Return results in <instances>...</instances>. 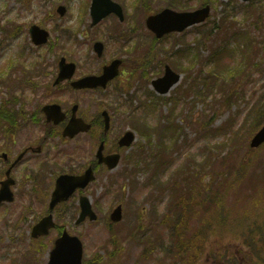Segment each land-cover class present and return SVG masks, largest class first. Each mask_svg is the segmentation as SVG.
<instances>
[{
  "label": "rangeland",
  "instance_id": "obj_1",
  "mask_svg": "<svg viewBox=\"0 0 264 264\" xmlns=\"http://www.w3.org/2000/svg\"><path fill=\"white\" fill-rule=\"evenodd\" d=\"M89 1L0 0V8L3 6L4 11L3 19H0V36L1 29L21 30L19 36L4 40L5 51L0 56V103L5 97L13 95L14 85L23 84L26 71L22 74L16 71L14 77L9 72L20 65L25 69L26 65L35 69V62L40 60L41 75L38 80L51 83L61 55L76 63V76L100 71L101 65L112 57L121 56L127 61L120 77L121 82L113 81L105 90L76 92L72 97L81 102L74 100L80 104L81 110L84 109L82 112L87 117L103 107L110 111L111 140L126 129L135 131L136 139L131 147L121 149L122 158L116 169L99 170L100 179L96 185L98 188L101 184L104 192L100 194L101 197L93 196L99 211L97 221L86 219L84 223L74 226V199V202L68 203L69 210L63 207L55 213L56 223L65 225L71 233L81 236L83 255L85 260H89L88 264H95L98 254L101 255L99 264H171L174 251L165 248L168 245L166 240H163L165 245L153 241L155 232L152 230V226L160 222L165 214L169 215L171 221L169 229L174 227V220H178L170 191L158 189L159 180H165L168 173L159 172L157 168L148 171L145 165L147 160H143V164L138 161V165L135 164L133 168L134 162L129 158L141 148V159L149 155L146 152L149 144L137 129L152 130L154 148V143L161 137L169 143L156 130L159 125L164 126L165 117L172 112L175 121L172 126L180 127L181 133L175 147L168 149L169 155L171 151L173 153L170 172L178 165H182L185 170L193 166L197 173L195 183L187 185L184 192L189 188L199 189L202 184L221 189L224 196L223 202L217 205L222 211V219L215 222L213 235L210 233V240L191 262L224 264V257L234 252L233 255H237L238 251L248 253L249 260L244 261V264H255L262 256L263 261L264 253L257 250L262 255L257 256L250 244L252 237L249 230L255 226L251 224L248 230L237 229L226 221L232 214H242L250 220L253 216L261 215L259 222L264 225V145L256 151L248 145L250 137L264 119L251 133L246 122L253 106L264 97V0H252L251 3L242 0H208L212 10L207 22L187 27L183 32L167 34L155 41H152L153 33L148 31L144 19H141L143 14L135 15L139 8L145 9L148 16L165 7L184 11L196 9L203 0H114L122 5L124 21L119 23L115 15H110L93 27L88 13ZM59 4L66 7L63 16L56 12ZM33 23L50 33L49 40L43 46L33 45L29 37V26ZM235 33H240L239 39L233 37ZM96 40H101L105 46L101 57H97L92 49V43ZM245 48L249 51H244ZM212 49L228 52L227 56H223L225 65L222 69L234 65L240 66L243 73L248 72L225 86L231 87L229 84H232L240 91L229 101V106L224 104L225 98L218 94L214 78L211 79L212 88L205 89L203 85V79L206 81L209 72L215 65L218 67V62L211 59ZM21 54L24 55L22 60ZM145 57H154L155 69H148V74L142 79L137 74L140 68L135 63ZM164 64L182 72V77L168 93L159 94L151 86V80L163 72ZM126 73L130 74L127 79L123 78ZM193 82L203 94L198 95L190 88ZM27 96L21 98L25 102L36 99L31 94ZM228 100L225 99V102ZM150 105H154V108H145ZM86 139L82 135L79 143L85 140V147L94 151L95 145L89 144L91 141ZM110 144L113 147L116 145L114 141ZM58 168L77 169L76 161L64 163ZM40 176L41 179L47 177ZM43 181L52 183L49 178ZM49 187L41 183L37 193L46 197ZM180 193L173 191L174 200ZM21 201L28 209L10 217L8 222L17 223L16 220L21 221L24 217L33 219L45 209V203L37 204L31 194L22 193ZM118 202L122 203L123 217L118 224L108 227L106 217L109 209ZM13 204L12 209L16 210L19 206ZM200 221L201 217H196L188 225L185 223V235L195 234ZM2 227L0 223V264H27L26 257L29 255H32L30 264H44L50 242L48 239L43 241L42 248L37 244L31 246L23 230L11 227L5 237ZM143 237L150 242H144ZM254 237L259 235L254 234ZM159 238L164 239V236ZM259 241H264V237ZM164 248L167 255L162 262L158 257L164 256Z\"/></svg>",
  "mask_w": 264,
  "mask_h": 264
},
{
  "label": "trees",
  "instance_id": "obj_2",
  "mask_svg": "<svg viewBox=\"0 0 264 264\" xmlns=\"http://www.w3.org/2000/svg\"><path fill=\"white\" fill-rule=\"evenodd\" d=\"M212 52L213 53L211 54V59H214L215 63L218 62V67H216L215 65L211 72H209V76H207L205 84L207 85V89H210V87H212L211 79L214 78V81L218 86L216 88L217 92L220 93L223 98L229 99L227 102H225V99H223L224 104L226 106H229V101L237 95V92L238 94H240L239 91L235 89L236 87H225L227 85L226 83L231 82L233 80L234 73L228 68L222 69L223 64L221 65V58L225 55L223 50H214ZM230 90L232 91L229 92ZM255 105L256 106L251 109L249 113V119H246V122L250 127V132L254 128H256L255 126H257V124L260 123L264 118V99L259 102L257 101ZM138 130L143 135L147 136V138L150 137V132H148V130ZM163 131L160 130L159 133L161 135H168L169 138L171 137L173 139H176L177 130L172 126V123L169 126L165 127ZM148 141H150V138L148 139ZM169 157L170 156H168V154L166 153L165 155H162L161 153L160 156H154V158H158V161L156 160L155 162V164H157L156 168L161 169L169 167ZM153 162L154 161L151 160L150 163ZM169 175L170 176L165 182H161L160 184H158V189L159 191L165 189L170 191V195L173 199H171L172 202H174L173 191H181L180 194H177L178 197L176 198V207H178V211H180V213L177 215V218H180L181 220H179L180 222L178 220L177 222L176 220H174L173 225L176 222L174 227L169 231V234H166V229L170 227L171 221L170 219H168V217L165 216V221L159 222L152 226V230H154L155 232V236H153V239H155L154 241H157L162 245H165V241L163 240H166L168 242V245L165 246V248H172V250L174 251V258L171 259V264H194L191 261L197 258V255L203 248V245L209 240L210 233L213 235L215 229L214 224L216 222L215 216L217 212H219L217 205H220L223 202L224 196L222 194L221 189H213L212 186L206 187L202 184L200 185L199 189L194 187L189 188L187 191L184 192L187 185L190 186L195 183L197 173L195 172L193 166H189L188 169L185 170L182 165H178L172 170ZM198 179L201 178L198 177ZM211 206L216 207L210 208ZM196 217H201L200 225L196 228V236L189 237L190 235H185L186 229H184V223L188 225ZM259 219L260 215H257V217L253 219V222L257 224V228L253 232L259 235V237L262 239V237H264V225H262L263 228L261 229L259 226L261 225V223L258 222ZM236 220L238 221L239 218H236ZM246 227L247 226L244 223L243 229H246ZM138 231H140V229ZM253 232L251 230V232L249 233L252 239L254 238ZM159 236H164V239H160ZM197 240H201V245ZM255 240H252V242H250L252 246L251 248L256 251L257 256H262L260 253H258V251H260L262 254L264 253V243L259 245L258 242ZM143 241L150 242L149 239H146L145 237H143ZM165 248L163 250L164 256L158 257L159 260H161L162 262L164 261V258L167 255ZM262 257L261 259L256 260L255 264L261 262L263 259ZM182 259H184V261ZM231 263L234 264L235 260H232ZM260 264H264V260Z\"/></svg>",
  "mask_w": 264,
  "mask_h": 264
},
{
  "label": "flooded vegetation",
  "instance_id": "obj_3",
  "mask_svg": "<svg viewBox=\"0 0 264 264\" xmlns=\"http://www.w3.org/2000/svg\"><path fill=\"white\" fill-rule=\"evenodd\" d=\"M121 60L120 62V69L122 70V67H124V64H126V60L123 58H119ZM36 66L38 65V62H35ZM137 65V63H135ZM146 66L145 70L150 69L153 70L155 69V66L149 59H145L144 61L141 62L142 66ZM120 70V72H121ZM142 75L145 77V72H142ZM37 73H32L29 77L26 78V83L23 85H18L19 88L23 89L26 92H30L32 97H35L39 102L36 103V99H31L28 104H30L34 108H38L37 115L33 116H24L23 114H20L16 116L15 120H12L11 123L8 124L7 129L9 131L10 139L12 140V149L11 155L13 156L15 152V148L17 147V144L20 145V149L17 152L16 158L14 159H9L7 155H5L3 158L4 160L1 162L0 161V177L3 179L7 178V176H12L15 177L14 181L19 183L20 185L23 186H29V184H32V186L38 190L39 189V183H34L32 181H27L26 179L29 177V174H31L35 179L41 181L42 183L49 185L50 187L55 186V178L59 174L62 173L63 169L60 170L58 167L59 165L63 163H67V158L64 157V144L66 142H71L72 140H79L81 136L75 135L71 138H68L62 134L63 127L65 123H67L71 116V107L69 109H63L65 116L60 121V123L54 122L53 120H47L46 115L43 113L42 108L43 106L47 103V97L48 95H52L55 92H60V89L56 90H51L47 89L45 90V85L41 81H37L36 84L32 82V78H36ZM70 83V82H69ZM68 83V84H69ZM57 86V85H54ZM53 88V87H51ZM71 91H78V89H70ZM55 91V92H54ZM86 122L91 124V127L88 131L85 132V134H92L91 128L97 127L98 124L94 123L96 120L99 119V130L100 134L102 133L103 135V154L105 153H112L115 152L116 148L113 146H110L111 141H114L116 145L118 138L123 134L118 135L117 138L111 140L110 139V133L104 132L103 133V118L101 116H97V114H93L90 119H87V116L81 113V115ZM111 120V118H110ZM45 129H48V131L51 134H54L55 136V142L58 143L56 146V151L49 157L48 155H44L42 153L43 147L45 140L47 139V136L41 138V142L38 144L35 142L38 139V135L41 134ZM83 133V132H82ZM81 133V134H82ZM110 146V147H109ZM80 153V151L78 150ZM96 154L93 153L92 155H89L91 157V161L89 164L93 166L95 169H98L100 166L97 162V158L95 156ZM88 165V164H87ZM47 166H57L55 170L53 169L51 173L46 177L52 180L51 184L46 183L45 180L46 178L39 179L38 174H40V170L44 167ZM25 174V175H23ZM1 178V179H2ZM26 178V179H25ZM0 179V180H1ZM81 193L87 191L90 192L89 187H85L84 190L78 189Z\"/></svg>",
  "mask_w": 264,
  "mask_h": 264
},
{
  "label": "water",
  "instance_id": "obj_4",
  "mask_svg": "<svg viewBox=\"0 0 264 264\" xmlns=\"http://www.w3.org/2000/svg\"><path fill=\"white\" fill-rule=\"evenodd\" d=\"M103 3V8L98 12V14L94 15L93 21H98L106 13H109L110 10L119 12L118 5L113 3L110 0H100ZM209 13L208 6L203 7L202 9L195 11V12H173L171 10L165 9L162 13L156 15V18L161 17V20H156V22H151V18L147 20L149 27L154 31L157 32L158 35L163 34L169 30H181L186 27L188 24L193 22H198L203 20ZM163 24V25H161ZM42 31V30H41ZM39 32V31H38ZM98 45V44H97ZM100 52V51H98ZM180 75L174 74L169 68L167 69L164 77L159 78L157 80L156 85L160 92H167L173 83L177 82ZM106 77H110V75H102V77H87V81L90 83L88 85H95V84H104ZM78 127L80 129L86 127L84 123L80 120H76ZM71 132L69 135H71ZM128 136L120 141L121 144H128L132 138L133 133L128 132ZM264 142V124L258 130V132L252 137L250 142L251 146H258ZM118 156L116 157H109L108 163L110 166L114 165L117 161ZM121 216V212L117 207L114 209L112 213V219L118 220ZM58 242V246L54 249L51 253V259L48 264H81V252H82V244L80 243L77 237H66L65 240L60 239Z\"/></svg>",
  "mask_w": 264,
  "mask_h": 264
}]
</instances>
